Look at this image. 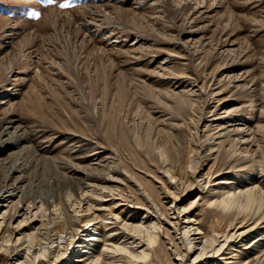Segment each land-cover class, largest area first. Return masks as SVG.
I'll return each mask as SVG.
<instances>
[{
	"label": "rangeland",
	"instance_id": "374dc122",
	"mask_svg": "<svg viewBox=\"0 0 264 264\" xmlns=\"http://www.w3.org/2000/svg\"><path fill=\"white\" fill-rule=\"evenodd\" d=\"M0 224V264H264V0H0Z\"/></svg>",
	"mask_w": 264,
	"mask_h": 264
},
{
	"label": "bare ground",
	"instance_id": "6f19581e",
	"mask_svg": "<svg viewBox=\"0 0 264 264\" xmlns=\"http://www.w3.org/2000/svg\"><path fill=\"white\" fill-rule=\"evenodd\" d=\"M3 196V195H2ZM1 196V197H2ZM12 198V196H10V198L9 199H11ZM17 208H18V206H17ZM42 209V208H41ZM20 211H17V214L19 213ZM38 212H41V214H35V216H34V218L36 219V218H39L40 220H33V221H30V224L31 223H34V222H39V221H41V226H44L43 224H42V218H43V215H42V211L41 210H39ZM37 212V213H38ZM54 231V230H53ZM52 231V232H53ZM0 232H1V224H0ZM191 232L192 231H190V230H188L187 232H186V235H187V240H188V243H189V246H191V250H192V243H191V241H190V238H189V235L191 234ZM43 234H39L38 235V237H36V240H35V243H36V245L38 244V245H41V244H43L42 242H43ZM19 241V240H18ZM217 240L215 239H212V244L213 243H215ZM11 242V240H8V239H3V242L0 244V248L1 249H5L4 247H7L6 246V244H8V243H10ZM223 247V246H222ZM201 255L202 256H205V253H204V249H203V251L201 252ZM200 258H201V256H200ZM84 260H82V259H77V261L76 262H80V263H82Z\"/></svg>",
	"mask_w": 264,
	"mask_h": 264
}]
</instances>
